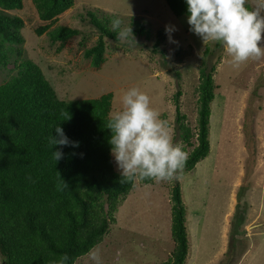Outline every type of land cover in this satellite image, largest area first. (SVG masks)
Returning <instances> with one entry per match:
<instances>
[{"label": "rangeland", "instance_id": "1", "mask_svg": "<svg viewBox=\"0 0 264 264\" xmlns=\"http://www.w3.org/2000/svg\"><path fill=\"white\" fill-rule=\"evenodd\" d=\"M9 11L24 21L23 57L34 61L59 99L95 98L111 92L112 116L123 125L120 147L112 151L122 174L138 164L190 150L177 130L173 100L196 131L200 68L214 66L210 103L209 153L189 171L168 166L150 183L134 178L118 203L102 240L74 264H159L173 257L171 191L180 184L185 206L187 256L183 264H264V0H243L254 23L218 33L223 24L208 11L192 20L175 15L165 0H74L48 30L58 25L80 33L61 43L49 31L33 0ZM94 12L117 39L105 37L104 60L91 64L84 52L96 43ZM138 20L149 37L134 32ZM137 22V21H136ZM163 38L156 50L158 30ZM16 74L13 63L0 68V84ZM196 143V136L192 138ZM154 145L158 153L143 156ZM236 206L244 211L234 220ZM106 207V206H105ZM0 256V264H3Z\"/></svg>", "mask_w": 264, "mask_h": 264}, {"label": "trees", "instance_id": "2", "mask_svg": "<svg viewBox=\"0 0 264 264\" xmlns=\"http://www.w3.org/2000/svg\"><path fill=\"white\" fill-rule=\"evenodd\" d=\"M39 18L47 23L36 28L47 31L74 0H33ZM177 16L192 20L210 11L223 24L218 33L251 26L254 19L243 0H165ZM22 0H0V68L13 63L16 74L0 84V256L3 264H74L97 245L114 220L118 203L134 186L168 166L189 171L209 153L210 103L214 99L212 72L200 68L197 86L196 131L185 122L177 90V130L192 146L179 159L169 155L138 164L139 170L122 174L114 169L111 153L120 147L123 122L112 116V93L95 98L59 99L40 67L23 57V19L9 11L20 9ZM89 21L98 28L96 43L84 52L91 64L104 60V38L117 39V31L103 24L94 12ZM137 21V22H136ZM134 32L149 37L138 20ZM52 41L63 43L80 33L78 28L58 25L48 30ZM165 29L158 30L154 50ZM196 136V143L192 142ZM143 156L158 153L154 145L142 149ZM171 234L175 242L172 259L159 264H183L188 250L185 206L180 184L171 191ZM106 206V207H105ZM234 220L242 222L244 211L236 206Z\"/></svg>", "mask_w": 264, "mask_h": 264}]
</instances>
